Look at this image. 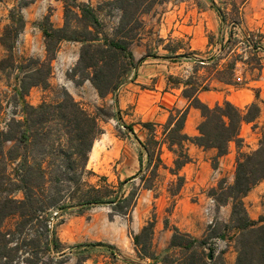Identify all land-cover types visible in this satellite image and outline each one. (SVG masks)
<instances>
[{"label": "trees", "instance_id": "1", "mask_svg": "<svg viewBox=\"0 0 264 264\" xmlns=\"http://www.w3.org/2000/svg\"><path fill=\"white\" fill-rule=\"evenodd\" d=\"M63 1L64 24L56 28L53 26L42 28L46 37V57L39 62L40 66L35 68L30 80L19 88L23 116L12 118V131L0 130V264H13L19 259L26 264H45L37 257L30 259L17 255L22 246L26 245L27 239L25 236L19 241L17 235H22L28 226H43V231H37V241L47 252L57 253L60 251L59 243L47 219L53 208L66 209L74 205L82 209L85 206L108 205L114 213L131 214L138 202L141 189L154 191L155 197L160 195L159 186L163 170L171 175L166 189L173 198L174 205L185 183V175L181 170L192 160L188 144L214 148L217 151L215 156H222L228 152L231 141L241 139L242 125L255 121L261 111L258 101H253L243 108L228 99L210 106L199 97L201 91L214 88L213 80L242 87L252 80H257L263 68L259 52L264 35L260 29L250 28L246 24L242 7L236 2H232L230 11H227L214 0H210L220 19L217 53L206 59L192 58L196 64L193 65L192 74L187 78L170 76L176 87H182L181 94L187 99V105L168 107L164 122L141 121L144 138L139 137L133 124L122 122L139 144L137 150L139 167L134 174L119 181V190L107 182L106 176H101L103 184L83 180L94 140L102 132L98 116L89 112L68 93L58 102H42L36 106L25 100V93L32 86L48 85L51 61L61 41H78L81 47L73 75H78L79 82L89 80L101 98L111 95L116 105L117 90L125 71L130 68L136 70L138 63L150 56L145 54L136 61L129 45L141 38V30L145 28L142 14L150 11L160 0H113L112 4L120 10V15L110 33L104 31V25L93 6L78 3L76 0ZM20 19L22 21V18ZM227 24L229 29L224 39ZM236 29L241 35L236 34ZM15 30V27L8 24L4 34L6 39L12 38ZM213 40L214 33L210 32L208 45L217 43ZM240 48L243 52L238 53L236 50ZM182 56L189 57L187 53L176 54L174 57ZM224 57L228 60L219 67L220 60ZM239 62L242 63V67L247 65L245 70L253 74V77L237 76ZM199 66L210 67L214 73L210 71L201 79L197 75ZM256 97H259L258 92ZM190 107L198 108L202 116L197 126L199 133L196 135H189L185 131ZM1 109L0 98V112ZM115 114L117 119L122 121L118 109ZM54 122L58 127L52 126ZM7 141H12L11 156H7L4 148ZM15 141H18V145H15ZM53 145L60 150L55 153L56 156L47 160L49 151L46 149ZM22 148L24 154L19 152ZM165 148L173 154L170 165L163 158ZM58 155L65 160V165L61 164L63 174L56 173L49 178V168L55 165ZM8 169L12 170V174L7 172ZM5 178L12 184L9 192L4 188ZM263 178L264 133L256 149L238 154L233 182L229 184L222 182L219 185L220 204L232 200L227 226L234 230L237 255L233 263L224 259L219 262L208 261L204 240L196 239L177 226H173L169 244L171 252L163 254L158 261L152 244L156 224L155 212L147 224L134 234L135 248L141 257L157 260L156 264H264V213L257 219L251 218L243 201V197ZM134 179L139 180L138 184L125 194L124 183ZM65 182L76 185L73 194L67 195L74 204L61 202L64 195L59 185ZM17 191H20L22 196H16ZM9 218H13L14 221L8 227L6 221ZM52 259L55 264H62L67 255L61 252L59 256L55 254ZM126 261L130 264H151Z\"/></svg>", "mask_w": 264, "mask_h": 264}, {"label": "rangeland", "instance_id": "2", "mask_svg": "<svg viewBox=\"0 0 264 264\" xmlns=\"http://www.w3.org/2000/svg\"><path fill=\"white\" fill-rule=\"evenodd\" d=\"M112 1L76 0L78 3H87L95 8L104 25V31L108 33L117 24L120 15V10L112 4ZM214 1L227 11H230L232 2L239 4L242 7L246 24L250 28L260 29L264 35V0ZM142 19L145 28L141 30V38L131 42L129 49L136 61L143 54H150V56L138 63L136 70L133 68L124 70L125 73L117 90L118 102L116 105L113 103L111 95L101 98L89 80L79 82L78 75H73L81 44L78 41L70 40H63L57 46L55 56L51 61L52 68L48 85L46 87L32 86L24 97L28 103L36 106L42 102H58L68 93L89 112L98 116L102 132L94 140L86 166L87 172L83 174V180L103 184L104 181L101 176H106L107 182L112 184L116 190H119V181L134 174L138 167L137 150L139 144L135 137L122 125V122L133 124L139 137L144 138L140 122L152 117L156 122H164L168 114L167 108L173 106L170 101H173L176 95L182 91L181 86L178 89L173 84L174 80L170 76L187 78L192 74V65L196 64L191 62L192 60L189 61L190 58H207L208 55L216 54L218 48L219 16L212 8L210 0H160L155 3L150 11L142 14ZM8 24L16 28L10 39H6L4 36ZM63 24V0H0V98L2 100L0 116L2 111L8 107H11L12 112L16 114L9 119L6 128L2 130L12 131V118H22L23 116V105L18 94L19 88L30 80L31 74L36 70L35 68L40 66L39 62L46 57V37L42 28L50 26L56 28ZM214 26L215 30H213ZM228 29L227 24L223 34L224 39L227 37ZM210 31L214 33L213 41L217 43L204 45L200 48L202 38L204 41V36H208ZM236 32V34L241 35L238 29ZM261 45L260 55L262 56L263 68L259 80L264 75V37ZM192 46H196V49H192ZM163 48L173 52L169 59L162 57L163 54H169V50L164 51ZM173 50H176L177 53H174ZM242 50L240 48L236 51L241 53ZM178 53H187L189 57H174ZM226 60H228L226 57L221 59L219 67ZM238 66L237 76L253 77V74L245 70L247 65L242 67V63L239 62ZM210 71V67L199 66L197 75L202 79ZM213 86V91L216 92L203 95L204 99L209 102L216 103L218 100L220 102V99H223V102L228 99L234 104L245 103L249 98L248 96H244L243 93L232 95V92L247 87L252 89L256 98L255 101H258L261 106V111L255 121L242 125L241 139L231 141L226 154L216 157V149L203 148L198 145L193 146L190 152L188 150L192 160L181 170L185 175V183L182 189L191 182L189 186L194 190L195 183L193 181L196 180L199 185L193 194L182 201L184 191L181 193V189V194L179 193L173 205V198L166 189L171 175L163 170V178L159 186L160 195L157 196L160 198L156 199L152 190L141 189L138 202L131 214L114 213L108 205L85 206L82 209L74 205L66 209L53 208L48 213L47 219L48 225L52 223V227H49L55 231V236L56 232L65 226L67 230L70 228L76 232L77 241L75 244L77 248L89 247L92 248V254H99L98 250L101 243L113 240L115 243L109 245L113 248L115 255H119L124 261L135 260L141 263L156 264L157 260H152L149 257L138 258L133 240L134 234L147 224L152 213L155 212L156 222L159 221L160 224L169 227L172 232L173 226H177L176 222H180V225L193 224L197 226L196 233H189L196 239L204 240L206 254L209 250L213 251V258L208 259L206 255L208 261L219 262L224 259L233 263L237 255L234 230L227 226L232 209V200L229 199L226 204H220L219 185L222 182L223 184L233 182L238 154L250 152L260 144L264 133V87L258 86L254 80L242 87L221 84H214ZM257 92L259 93L258 98L256 97ZM117 109L122 121L117 119L115 114ZM196 109L198 110L197 113L191 114L192 126L202 118L200 110ZM52 126L58 127V124L54 122ZM15 145H18V141H15ZM4 148L7 156H11L12 141H7ZM46 150L49 151L47 160H50L52 156H56L55 153L59 152L60 149L53 145ZM19 152L24 154L25 151L22 148ZM163 158L169 163L171 154L163 153ZM57 159L55 165L49 168V178H52L56 173L63 174L61 164L65 165V160L59 155ZM7 172L12 174L11 169H8ZM187 175L190 180L186 178ZM4 180L6 181L4 188H6V192H9L12 189V184L7 178ZM138 182V179H134L124 183L123 191L125 194ZM260 182H264V178ZM59 188L64 195L61 202L74 204V201H71L67 195L73 194L76 185L65 182L59 185ZM249 192L243 197V201L249 216L257 219L259 215L264 213V196L259 194L260 197L252 199L248 197ZM16 196L20 197L22 193L17 191ZM208 197L215 199L212 212L213 223L211 224L208 223L207 216L203 211ZM53 210L58 211L54 217L51 215ZM13 221V218L7 219L6 226H11ZM125 225L128 226V237L125 231L122 235L120 233V227L123 226L124 228ZM156 228L157 232H155ZM179 229L188 232L184 228L179 227ZM43 230V226H28L22 235H17L19 241L27 236L26 245L22 246L17 255H23L30 259L37 257L45 264H55L52 258L57 253L47 252L37 241V231ZM87 232L93 233L94 237L89 238ZM162 232L163 230L160 231L155 224L152 239L153 249L155 245V254L158 246L162 248L163 254L171 252ZM156 256L159 261L161 256L157 254ZM83 258L84 255L79 254L75 264H83ZM16 263L26 264L21 259L13 264Z\"/></svg>", "mask_w": 264, "mask_h": 264}, {"label": "crops", "instance_id": "3", "mask_svg": "<svg viewBox=\"0 0 264 264\" xmlns=\"http://www.w3.org/2000/svg\"><path fill=\"white\" fill-rule=\"evenodd\" d=\"M219 27H220V19H219ZM213 30H215V26L213 27ZM218 31H219V28H218ZM211 33H213V32H211ZM159 36L162 37L161 35H159ZM200 45H201L200 48H202V46H204V45L205 46L208 45V36H204V41H203V38H202V44H200ZM192 49H196V46H192ZM163 50L164 51H168L169 49L163 48ZM175 52L176 51H174V53ZM168 53L169 54H163L162 57L165 58V59H169L170 58V54H172L173 52L169 50ZM259 54H260V52H259ZM144 55L145 54H143L142 56H144ZM142 56H140V58ZM208 57H210V55H208L207 58ZM204 59H206V57H204ZM189 61L194 62V60L192 58H190ZM192 67H193V65H192ZM254 81L257 82L258 86H260L262 88L264 87V75H262V79H260V80L257 79V80H254ZM214 84H216V85H219V84L226 85V84H223V83H221V82H219L217 80H213L212 85H214ZM213 90L214 89L209 90V91H201L199 93V97L202 100H204L206 103H208V105H210V106H213L216 103H221L222 100H223V99H220L221 100L220 102L218 100V102H216V103L213 102L212 103V102H209L208 100L204 99V97H203L204 94H207L209 92H216V91H213ZM181 92L182 91H180V93H178V95H176V98L173 101L169 100L173 106L184 107V106L187 105V99L182 96ZM236 93H243L244 96L246 95V96L249 97L248 100L245 103H241V102L236 103V105H238V106H240L242 108L245 107L247 104H249V103H251V102L256 100L255 95H254V93H253L251 88H247L246 87V88L234 90L232 92V95H235ZM197 111L198 110L195 107H190V111L188 113L187 120H186V123H185V131L189 135H196V134L199 133L197 126H198V124H199V122L201 120L199 119L198 121H196L194 126H192L191 122H190L191 121V114L192 113L195 114V113H197ZM147 120L154 121L153 117L152 118H148ZM193 146L196 147L197 145H195L194 143H189L188 144L189 152L191 151V148ZM164 153H170L171 154V161L169 163H167L166 161L165 162L167 164H169V165L172 164V159H173L172 152H170L169 150H167L165 148L164 149ZM187 164H189V163H187ZM137 166L139 167L138 156H137ZM138 167H137V169H138ZM137 169L135 170V172L137 171ZM186 178L190 180L188 175L186 176ZM193 182L195 183L194 190L189 186V184L191 182L188 184V186L186 188L182 189L181 193H183V191H184L183 198L181 199L182 201L186 200L187 196L193 194L194 191H196L198 189V185H199L198 182H196V180H194ZM259 194H263V196H264V182H260L259 184H257L256 187H254L249 192L248 197L252 198V199H255L258 196L260 197ZM159 198L160 197H156V199H159ZM156 224H157L158 229L160 231L163 230L162 235H163L164 239H166V243L170 244V240H171L172 233H173L172 230L169 227H165L162 223L160 224L159 221L156 222ZM176 225L181 227V228H184L185 231H188V232H191V233H196L197 232V226H195L193 224H188V225L182 224V225H180V222H176ZM127 228H128L127 225H125L124 228H123V226L120 227L121 235L123 234V231H125V233H126V235L128 237V229ZM155 232H157V228L155 229ZM155 234H157V233H155ZM87 235H88L89 238H93L94 237V234L91 233V232H87ZM56 238H57L58 243L60 244V246H59L60 251L57 252L58 256H59V254L61 252H64L65 255H67V259L62 264H75L77 259H78V255L79 254H83L84 255V258L82 259L83 260L82 261L83 264H130V263L124 261L123 259H121L119 257V255L118 256L115 255V252H113V248L111 246H109L110 243H111V245H112V243H115V242H113V240H107V242H102L101 245L99 246L100 248L98 250L100 253L99 254H92L91 253L92 252V248H89V247L77 248V245L75 244V242L77 241L76 240L77 239V235H76V232L73 231V229L69 228L67 230L65 226L62 227L59 231L56 232ZM111 239H114V238H111ZM134 249H135V252H136L138 258L143 259V257H141L140 254L138 253L137 249L136 248H134ZM154 249H155V245H154ZM156 254L160 255V256L163 254V250H162V248L160 246H158V248L156 250ZM139 263H141V262H139Z\"/></svg>", "mask_w": 264, "mask_h": 264}, {"label": "built area", "instance_id": "4", "mask_svg": "<svg viewBox=\"0 0 264 264\" xmlns=\"http://www.w3.org/2000/svg\"><path fill=\"white\" fill-rule=\"evenodd\" d=\"M16 114L12 112V108L8 107L4 111H2V114L0 116V130L6 128L7 122L12 116H15ZM215 205V199L213 197H208L207 203L205 204L203 211L205 215L207 216L208 223H213V207ZM58 213L57 210H53L51 215L54 217ZM50 227H52V223L49 224Z\"/></svg>", "mask_w": 264, "mask_h": 264}, {"label": "water", "instance_id": "5", "mask_svg": "<svg viewBox=\"0 0 264 264\" xmlns=\"http://www.w3.org/2000/svg\"><path fill=\"white\" fill-rule=\"evenodd\" d=\"M212 256H213V254H212V251H211V250H209V252H208V254H207V257H208V259H211V258H212Z\"/></svg>", "mask_w": 264, "mask_h": 264}]
</instances>
